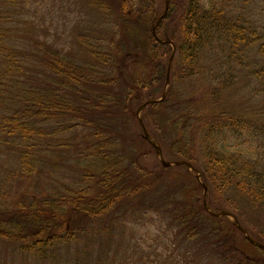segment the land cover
<instances>
[{"label": "trees", "instance_id": "1", "mask_svg": "<svg viewBox=\"0 0 264 264\" xmlns=\"http://www.w3.org/2000/svg\"><path fill=\"white\" fill-rule=\"evenodd\" d=\"M33 1L0 0V157L12 152L16 169L11 174L26 189L13 201L3 200L6 207L0 204V244L15 246L33 264L66 263L71 258L72 264H93L92 236L116 229L104 222L112 214L128 217L143 207L145 214L160 212L168 219L179 238L178 242L175 237V249H185L194 264H257L238 247L235 227L225 217L208 216L202 200H172L176 190L166 189L162 176L141 166L144 152L137 149L133 139L137 136H129L121 126L125 120L135 121L141 104L161 97L151 95L158 91L155 84L159 83L160 94L164 88L171 47L150 36L151 47L144 49L135 34V27L154 15L152 7L133 11L135 0H95L111 27L108 50L100 44L89 46L87 62L81 66L46 42L38 41L31 51L15 41L21 32L6 11ZM198 1L190 0L181 21L178 75L171 69L165 99L148 106L142 120L164 157L200 166L207 194L212 192L231 209L238 207L231 192L249 206L263 203L264 125L255 127L260 134L255 143L238 150L226 147L219 139L224 126L221 90L205 89L199 97L182 99L172 85L204 75V55L224 50L226 42L228 56L243 52L237 45L244 49L255 42L263 63L257 77L264 83V33L252 38L253 31L244 23L221 17L232 0L214 2L209 9ZM117 35L124 39L117 41ZM141 61L146 62L147 79L132 85L135 81L130 83L125 73L129 65ZM214 78L212 82H217ZM74 130L79 133L69 136ZM138 137L150 147L141 132ZM70 160L82 169L78 184H64L63 190L49 195L34 187L36 177L45 174L46 163L60 171ZM180 187L179 191L188 189L185 184Z\"/></svg>", "mask_w": 264, "mask_h": 264}, {"label": "rangeland", "instance_id": "2", "mask_svg": "<svg viewBox=\"0 0 264 264\" xmlns=\"http://www.w3.org/2000/svg\"><path fill=\"white\" fill-rule=\"evenodd\" d=\"M94 1L34 0L31 5L6 12L11 13L10 20L23 34L22 36L19 33L15 39L23 49L34 51L38 41L46 42L53 49L67 53L71 59L81 62L79 65L82 66L87 62L89 46L100 44L106 48L107 34L111 30ZM221 1L200 0L198 2L205 7H210L212 3L220 4ZM189 2L190 0H170L166 17L162 18V25L157 27L156 33L159 39L169 40L176 47L180 38L181 21ZM114 5L112 8H116ZM147 5L152 7L154 15L151 19L149 17L142 20L138 27H135L138 44L144 49L151 47V28L163 16L165 0H135L133 11L145 9ZM227 8L226 11L221 12L222 18L226 16L228 19L244 23L245 27L253 31L252 38H254V33L255 36L259 32L264 33V0H232L228 3ZM114 38L117 41L124 39L119 35ZM99 39H103V41H97ZM128 42L131 46V41L128 40ZM225 44L224 50L229 48V43ZM247 47L249 49L243 50L241 45H237V49L243 51L239 56H228V53L221 48H218L213 55L210 53L206 57L204 55L205 76L202 75L184 83H180L178 80V83L172 85L177 96H181L182 99L189 96L199 97L203 94L201 90L205 91V89L209 92L211 88L221 90L218 100L223 109L224 117L222 116L221 120L224 126L219 139L226 147L235 150H238V147L245 148L248 144L255 143L257 135L260 136L255 131V127L264 125V83L257 77L263 63L257 55L258 46L255 42H251ZM106 49L108 50V47ZM208 56L209 58H207ZM144 62H137L127 68L125 75H129V82L135 81L132 85H136L139 80L145 82L147 79L146 62ZM222 63L225 64V72L220 71ZM179 66L180 63L176 60L175 54L172 69L176 76ZM226 66L229 68L227 71ZM214 76L216 77L214 80H218L215 81L216 84L212 82ZM223 77L227 79V85L224 84L225 82L223 83ZM158 86L159 83L155 84L154 87L158 91L151 93L156 98L161 95ZM137 125L136 119L134 121L132 118L121 123L125 133H128L129 136H137L136 139L133 138L137 143V149L144 152L139 158L141 166L162 176L159 177L166 180V189L176 190L172 197L173 201L185 200L192 203L194 200H202L203 190L199 182L196 181L197 174L185 172L180 166L163 168L152 148L144 145L142 139H139L138 134L140 135L141 131ZM145 128L147 129V127ZM78 133V130H74L68 135L74 136ZM68 157L71 156L68 155ZM162 157L165 161H170L164 157L163 153ZM51 165L52 163H46L45 174L36 177L37 179L34 181V187L40 188L44 194L49 195L57 190H63L64 184L72 186L78 184L82 179V169L71 160L66 161L64 169L60 171L52 170ZM15 169L16 164L12 152L0 157V204L3 200L10 202L17 199L18 194L20 195L26 190L16 183L14 174H11ZM200 169V166L195 167V170L201 173ZM199 181L203 183L201 179ZM183 184L188 187L184 192L179 191L183 188L180 187ZM209 193L206 195L205 201L211 212H228L245 230L247 236L264 245V202L249 206L247 203H243L240 196L231 192L229 195L238 206L231 209L224 204L222 199L212 192ZM165 195L167 198L168 194ZM156 200L161 201L157 198ZM2 205L3 207L7 206ZM142 208H138L137 212L128 217L121 216L122 218H120L117 214H112L111 218L104 222L111 230L113 225L116 229L108 231L109 233L106 235L97 233L92 236L93 257L90 262L93 264H194L192 256L187 255L185 249H175L179 238L174 229L168 226V219L160 212L145 214ZM233 217H225V220L233 225ZM219 218L221 217L215 219ZM235 231L238 235V247L244 254L249 259L256 260L257 264H264V255L257 248L248 244L245 237L236 228ZM175 237L178 242L175 241ZM23 255L25 254L17 251L15 246L0 244V264H33L29 256ZM76 259L80 263L83 258L79 255ZM74 260L71 258L66 263L64 260H60L57 264H72Z\"/></svg>", "mask_w": 264, "mask_h": 264}, {"label": "water", "instance_id": "3", "mask_svg": "<svg viewBox=\"0 0 264 264\" xmlns=\"http://www.w3.org/2000/svg\"><path fill=\"white\" fill-rule=\"evenodd\" d=\"M168 3H169V0H166L165 2V12L163 14L162 17H160L158 19V22L157 24L162 20V18L166 15V12H167V9H168ZM152 36L153 38L156 40V42L162 44L164 43L163 41L159 40L157 37H156V34H155V27L152 28ZM166 43H169L170 42H166ZM174 52V51H173ZM173 57V54L171 56V59ZM171 59L169 60V65H168V69H167V74H166V86L168 85L169 83V70H170V63H171ZM164 99V95L162 96L161 100ZM161 100H158V101H149V102H146L145 104H143L141 107L138 108L137 112H136V116H137V121H138V124L143 132V138L149 142V144L154 148L160 162H161V165L164 167V168H168V167H171V166H185L186 168H188L190 171H193V169L191 168V166L186 163V162H175V163H169V162H165L163 159H162V155H161V150L160 148L151 141L147 131L145 130L144 126H143V123H142V120L139 118V114L140 112L146 107L148 106L149 104H155ZM196 179L199 180V175L196 176ZM202 188H203V196H205V193L207 191L206 187L204 185H202ZM215 217H218V216H226V217H232L230 214L228 213H221V214H213ZM235 220V219H234ZM235 227L237 228V230H239L243 236H245L246 240L253 246H256L257 248H259L260 250H262L264 252V246L261 245V244H258L256 243L255 241H253L250 237H248L246 235V232L244 229H242L238 224H237V221L235 220Z\"/></svg>", "mask_w": 264, "mask_h": 264}]
</instances>
